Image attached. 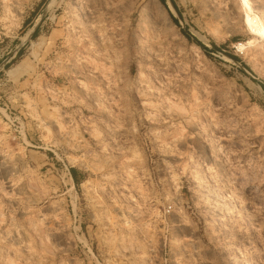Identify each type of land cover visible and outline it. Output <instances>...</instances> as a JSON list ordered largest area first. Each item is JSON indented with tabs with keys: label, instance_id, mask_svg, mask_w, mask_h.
<instances>
[{
	"label": "rangeland",
	"instance_id": "374dc122",
	"mask_svg": "<svg viewBox=\"0 0 264 264\" xmlns=\"http://www.w3.org/2000/svg\"><path fill=\"white\" fill-rule=\"evenodd\" d=\"M0 264H264L237 0H0Z\"/></svg>",
	"mask_w": 264,
	"mask_h": 264
},
{
	"label": "bare ground",
	"instance_id": "6f19581e",
	"mask_svg": "<svg viewBox=\"0 0 264 264\" xmlns=\"http://www.w3.org/2000/svg\"><path fill=\"white\" fill-rule=\"evenodd\" d=\"M237 2H238V5H239V9L241 11V19H242L244 28L252 36H255V37L256 36H264V23L261 20L263 17L260 19L259 18L260 16L258 17L257 15H255L252 12V8H251L249 0H237ZM253 42H254V40L250 39L247 42V44L251 45ZM241 45H244V44H241Z\"/></svg>",
	"mask_w": 264,
	"mask_h": 264
},
{
	"label": "trees",
	"instance_id": "16d2710c",
	"mask_svg": "<svg viewBox=\"0 0 264 264\" xmlns=\"http://www.w3.org/2000/svg\"><path fill=\"white\" fill-rule=\"evenodd\" d=\"M201 45V44H200ZM202 46V45H201ZM71 173H72V177L74 179V181H76L75 177L73 176V170H71Z\"/></svg>",
	"mask_w": 264,
	"mask_h": 264
}]
</instances>
